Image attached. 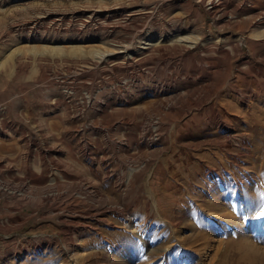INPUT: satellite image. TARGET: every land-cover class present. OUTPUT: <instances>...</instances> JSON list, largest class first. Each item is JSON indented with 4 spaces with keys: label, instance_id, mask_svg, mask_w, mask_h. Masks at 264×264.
Segmentation results:
<instances>
[{
    "label": "rangeland",
    "instance_id": "374dc122",
    "mask_svg": "<svg viewBox=\"0 0 264 264\" xmlns=\"http://www.w3.org/2000/svg\"><path fill=\"white\" fill-rule=\"evenodd\" d=\"M209 1L0 0V264H264V0Z\"/></svg>",
    "mask_w": 264,
    "mask_h": 264
},
{
    "label": "bare ground",
    "instance_id": "6f19581e",
    "mask_svg": "<svg viewBox=\"0 0 264 264\" xmlns=\"http://www.w3.org/2000/svg\"><path fill=\"white\" fill-rule=\"evenodd\" d=\"M208 10H212V9H214L215 10V8H216V5H215V2H213V0H210L209 2H208ZM145 46L146 47H144L143 48V50H149V48L150 47H152V45L150 44V43H146L145 44ZM127 47V46H126ZM114 49V48H113ZM124 50V48H121V46H120V48H119V46H118V48H116V49H114L113 50V52H109V53H106V54H103V55H100V59H105V58H107V57H114V56H119V55H121V54H124L125 52L123 51ZM99 60V59H98ZM247 77V76H246ZM237 82V81H236ZM242 92H244V91H242ZM239 93L243 98H245L246 100H249L250 98H252L249 94L250 93H248L247 95L245 94V95H243V93ZM249 92V91H248ZM253 92V91H252ZM254 93V92H253ZM254 95H255V93H254ZM216 98V97H215ZM228 98V97H227ZM233 99V98H232ZM217 101V100H216ZM221 100H219V102H220ZM248 102V101H247ZM244 104V103H243ZM217 119H216V121H215V125H216V129H217V131L219 130V131H221V132H223L224 133V135H225V139H227V135H228V132H229V130L231 129V121H232V119H230L229 118V116H228V113L226 112V110H225V112H226V115L224 114V109H223V107L221 108V105L218 103V106H217ZM233 118V117H232ZM228 119V120H227ZM201 122V121H200ZM209 128V127H208ZM206 129V128H205ZM213 129V128H212ZM207 130V129H206ZM218 131V132H219ZM232 137V136H231ZM229 138V137H228ZM241 138H239V140H240ZM241 143V142H240ZM199 146V145H198ZM197 146V147H198ZM211 153V152H210ZM207 154H209V153H207ZM173 156L175 157L174 159H173V161H171V167H170V169H171V171H172V173L174 174V175H180V174H185V175H188L189 174V176H190V178L192 177H195L196 176V170H198V169H205V167H207V165H199L198 166V164L195 166L196 168H194V164H195V162H194V160L192 159V158H190V157H188L187 159H184V160H182L181 161V163L179 162V159L178 158H176V153L174 152L173 153ZM214 156V155H213ZM208 157V156H207ZM207 157L205 158V159H207ZM215 157V156H214ZM221 158V157H220ZM214 159V158H213ZM200 160H201V158L198 160V162H200ZM216 160H218V159H216ZM219 161V160H218ZM217 162V161H216ZM222 162V161H221ZM215 163V162H214ZM223 163V162H222ZM210 164H212V163H210ZM214 165H216V163L214 164ZM220 165V164H219ZM213 166V165H212ZM217 166V165H216ZM211 168V167H210ZM170 171V172H171ZM195 175V176H194ZM214 176V175H213ZM202 197V196H201ZM212 199H214V198H212ZM214 202H216V200L214 201L213 200V203ZM208 203V202H207ZM220 203V202H219ZM218 203V204H219ZM216 204H217V202H216ZM221 204V203H220ZM209 205H212V203L211 204H209ZM212 208V207H211ZM214 208V207H213ZM218 210V211H217ZM214 211V210H213ZM221 211L222 210H220V209H216V212L214 213L217 217H218V215H220V213H221ZM213 214V213H212ZM227 214V215H226ZM226 216H228L229 217V219H233V217L231 216V213L230 212H226ZM124 215V214H123ZM222 215H224V214H222ZM75 216V215H74ZM214 216V215H213ZM128 223H130V220H127V224ZM262 227H263V224H262ZM254 229V228H253ZM244 232V234L246 233L245 231H243ZM244 238V240L246 241L245 243H246V246H244V248H245V250L247 251V250H249V251H251L250 253H252V260H251V262H253V261H257L258 260V258H257V254H258V251H261V253H260V257H259V260L261 261V262H264V248H258L256 245H255V243L250 239L251 237L250 236H244L243 237ZM240 246V245H239ZM243 248V249H244ZM100 250V249H99ZM104 250V249H103ZM102 251V250H101ZM89 255V254H88ZM155 255H158V252H155ZM77 257V256H76ZM81 257H82V255H81ZM90 257V256H89ZM121 257V256H120ZM86 258H88L87 257V255H86V257H82V259L81 260H85ZM76 260V259H75ZM169 259H167V264H169V263H171V262H169L168 261ZM77 262H79V261H77ZM174 262V261H173ZM172 262V263H173ZM76 264V263H75Z\"/></svg>",
    "mask_w": 264,
    "mask_h": 264
}]
</instances>
